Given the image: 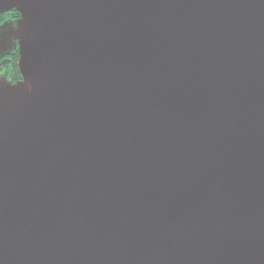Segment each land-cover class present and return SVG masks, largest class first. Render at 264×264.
Here are the masks:
<instances>
[{
	"label": "water",
	"instance_id": "water-1",
	"mask_svg": "<svg viewBox=\"0 0 264 264\" xmlns=\"http://www.w3.org/2000/svg\"><path fill=\"white\" fill-rule=\"evenodd\" d=\"M0 264H264V0H0Z\"/></svg>",
	"mask_w": 264,
	"mask_h": 264
},
{
	"label": "flooded vegetation",
	"instance_id": "flooded-vegetation-1",
	"mask_svg": "<svg viewBox=\"0 0 264 264\" xmlns=\"http://www.w3.org/2000/svg\"><path fill=\"white\" fill-rule=\"evenodd\" d=\"M18 18L12 11L0 13V25L3 23H14ZM1 41V39H0ZM18 46L7 48L0 55V77L6 78L8 81L16 82L21 78L18 65Z\"/></svg>",
	"mask_w": 264,
	"mask_h": 264
},
{
	"label": "trees",
	"instance_id": "trees-1",
	"mask_svg": "<svg viewBox=\"0 0 264 264\" xmlns=\"http://www.w3.org/2000/svg\"><path fill=\"white\" fill-rule=\"evenodd\" d=\"M16 16H19L18 12L12 11Z\"/></svg>",
	"mask_w": 264,
	"mask_h": 264
}]
</instances>
